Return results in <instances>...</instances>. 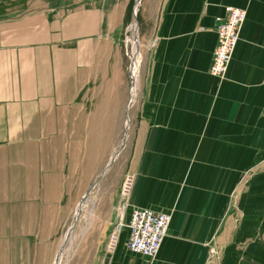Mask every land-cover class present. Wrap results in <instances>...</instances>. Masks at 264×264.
<instances>
[{
    "label": "crops",
    "instance_id": "0c3cea01",
    "mask_svg": "<svg viewBox=\"0 0 264 264\" xmlns=\"http://www.w3.org/2000/svg\"><path fill=\"white\" fill-rule=\"evenodd\" d=\"M131 2L0 0V264H53L121 146ZM140 2L126 160L98 188L73 264H264V0ZM228 6L246 19L219 78L215 16ZM125 173L126 219L170 214L155 256L128 251L127 228L106 249Z\"/></svg>",
    "mask_w": 264,
    "mask_h": 264
},
{
    "label": "built area",
    "instance_id": "2783aa9c",
    "mask_svg": "<svg viewBox=\"0 0 264 264\" xmlns=\"http://www.w3.org/2000/svg\"><path fill=\"white\" fill-rule=\"evenodd\" d=\"M215 17L217 41L209 72L222 78L227 72L230 59L240 38V30L246 19V11L238 6H228L224 14ZM124 175L116 205V223L108 235L106 249L109 251L114 250L118 244L120 232L127 228L128 239L126 247L128 251L147 257L155 256L158 254L165 234L168 231L171 222L170 214L165 211H156L152 208L134 207L126 219L127 198L131 191L133 175L129 173Z\"/></svg>",
    "mask_w": 264,
    "mask_h": 264
},
{
    "label": "rangeland",
    "instance_id": "374dc122",
    "mask_svg": "<svg viewBox=\"0 0 264 264\" xmlns=\"http://www.w3.org/2000/svg\"><path fill=\"white\" fill-rule=\"evenodd\" d=\"M132 4H131V6L129 7V16H128V19H129V26L127 27V31H126V33H125V44H126V50H127V55H128V58H129V64H130V71H131V75H130V81H131V78H132V81H133V74H134V79L136 78V75H135V73H134V68H133V66H134V64H132V60H133V62H135V58H134V54H133V45H132V43L131 42H129V38L132 36V29H133V27H132V29H130L131 27V25H132V22H133V20H134V17H132V9H133V7H134V0H132V2H131ZM141 2H140V4H139V6H137V8H136V11H137V19H138V21L140 20L139 19V10H140V8H141ZM136 25V24H135ZM137 26V25H136ZM137 31H138V42H139V44H140V40H141V38H140V34H139V28L137 27ZM139 53H140V62H141V59H142V52H141V50H140V48H139ZM140 62H139V72H140ZM132 81H131V83H132ZM134 83V82H133ZM133 83H132V85H133ZM132 85H131V87H130V94H131V91H132ZM130 127H129V129H128V132L127 133H129V131H130ZM124 156H125V153H123L122 151L117 155V157H116V161H115V163L113 164V166L110 168V169H108L106 172H105V174H104V176L101 178V180L96 184V185H94V187L92 188V192H91V195H90V197H92V198H89V200H88V202H86V204H84L83 205V212H82V214H81V216H80V218H79V220L77 221V224H76V226H75V228L73 229V234H74V236H73V240L72 241H74V249H73V253H72V256L71 257H69L68 255V253L66 252V253H64V256H63V260H62V264H73V260H74V257H75V252H76V250H77V248H78V245H79V243H80V240H81V232H82V229H83V227L85 226L84 224V221H86L87 220V217L89 216V213L90 212H92V210H93V207H92V201L94 200V198L96 197V195L98 194V188L101 186V183H103V181H107V180H109V179H115V178H117L116 177V175H115V173H116V170H118L120 167V164L124 161V160H126V158H124ZM105 167V166H104ZM103 167V168H104ZM103 170V169H102ZM101 170V171H102ZM101 173V172H100ZM99 175V174H98ZM123 179H124V177L122 178V180H121V183H122V181H123ZM120 186H121V184H120ZM94 194V195H93ZM91 199H92V201H91ZM118 199H119V196H118ZM91 201V202H90ZM117 202H118V200H117ZM117 205V204H116ZM117 207V206H116ZM75 215H76V209H74V211H73V213H72V215H71V218H70V220H69V222H68V224H67V226L64 228V230H63V232H62V236H61V241L63 242V240H64V236H65V234L67 233V230L70 228V226L73 224V222L75 221ZM60 241V242H61ZM62 242H61V244H62ZM60 244V245H61ZM69 244H71V241H70V243H68L67 245L69 246ZM67 246V247H68ZM65 247H66V245H65ZM64 247V248H65ZM59 248V247H58ZM57 251H58V249H57ZM57 253V252H56ZM60 256H61V254H60ZM60 258V257H59ZM66 258V259H65ZM59 262H57V264H58ZM53 264H55V261L53 262Z\"/></svg>",
    "mask_w": 264,
    "mask_h": 264
},
{
    "label": "water",
    "instance_id": "95a60500",
    "mask_svg": "<svg viewBox=\"0 0 264 264\" xmlns=\"http://www.w3.org/2000/svg\"><path fill=\"white\" fill-rule=\"evenodd\" d=\"M141 0H134V7L132 9V17H134L135 21H136V27L139 28V21L137 19V11H135V4L136 3H140ZM138 38V37H137ZM139 48V46H137V49ZM132 81V78H131ZM133 83V81H132ZM131 83V85H132ZM134 97V96H133ZM132 97L130 94V100L127 104V108H126V112H127V122H126V126H125V131L123 133V137L121 140V146L116 150V152L114 153V155L109 159L110 161L108 162V164L104 167V169L101 171V173L98 175V177L91 183L89 184V186L86 188V192L85 194L82 196V198L78 201L77 205H76V215H75V221L73 222V224L71 225V227L67 230V233L64 236V241L62 242V244L59 246L58 251L56 253V257H55V264H57V262L59 261V257L60 254L64 248V246L66 245V243L68 242V238L70 236L71 230L74 227V225L76 226L77 221L80 218V215L82 214L83 211V204L84 202L86 203V201L89 199L90 195H91V190L94 187V185H96L101 178L104 176L105 172L110 169L112 167V165L114 164V162L116 161V157L117 155L122 151V149L125 147V142H126V138H127V132L129 129V125H130V103H131Z\"/></svg>",
    "mask_w": 264,
    "mask_h": 264
},
{
    "label": "bare ground",
    "instance_id": "6f19581e",
    "mask_svg": "<svg viewBox=\"0 0 264 264\" xmlns=\"http://www.w3.org/2000/svg\"><path fill=\"white\" fill-rule=\"evenodd\" d=\"M139 4L140 3H136L135 4V11H136V8H137V6H139ZM136 21H135V19L133 20V22H132V25L130 26L131 28L130 29H132V27H133V31H132V36L128 39L129 40V42H131L132 43V45H133V54H134V58H135V62H133V60H132V64H134V66H133V68H134V73H135V75H136V78H135V81H134V74L132 75L133 76V85H132V91H131V97H132V100H133V96L135 95V92H136V87H137V83H138V76H139V62H140V53H139V48H140V44H139V42H138V31H137V27H136ZM137 46H139V48L137 49ZM132 100H131V102H132ZM94 195V194H93ZM90 198H92V197H90ZM89 200V199H88ZM88 200L86 201V202H88ZM91 201H92V199H91ZM90 201V202H91ZM84 204H85V202H84ZM83 204V205H84ZM77 224V223H76ZM71 227V226H70ZM75 228V225H74V227L72 228V230H71V233H70V236H69V240H68V242L66 243V247L65 248H63V250H62V252H61V256H60V258H59V263L58 264H62V260H63V256H64V253H68L69 255V257H71L72 256V253H73V249H74V241H72L74 238H73V236H74V234H73V229ZM64 241V240H63ZM70 241H71V244H69V246L67 245L68 243H70ZM68 246V247H67ZM66 259V258H65Z\"/></svg>",
    "mask_w": 264,
    "mask_h": 264
}]
</instances>
